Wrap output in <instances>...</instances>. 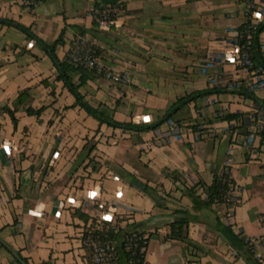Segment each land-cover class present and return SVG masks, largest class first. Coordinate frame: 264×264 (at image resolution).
Returning <instances> with one entry per match:
<instances>
[{
  "label": "crops",
  "instance_id": "1",
  "mask_svg": "<svg viewBox=\"0 0 264 264\" xmlns=\"http://www.w3.org/2000/svg\"><path fill=\"white\" fill-rule=\"evenodd\" d=\"M108 4L122 12L101 28L93 11ZM251 14L262 20L264 0H254ZM251 17L242 0H46L33 11L25 0H0V18L19 21L49 44L62 35L61 60L85 36L103 65L128 72L131 81L123 84L95 72L82 84L81 72L69 74L92 106L137 124L157 122L180 97L231 82L264 98V85L254 87L251 73L230 61L238 28ZM260 39L264 45V32ZM65 87L34 40L0 23V240L29 264H89L84 232L110 209L120 227L136 223L149 237L148 264H248L216 228L219 215L251 240L264 264V146L260 136L253 151L244 144L263 112L256 103L228 93L189 102L172 116L181 137L166 122L145 131L102 124ZM21 94L19 103H8ZM27 107L43 111L30 115ZM233 113L244 117L242 127L222 119ZM223 171L237 183L241 202L196 211L181 184L211 185ZM166 172H177L178 180ZM130 174L171 205H156ZM196 191L203 196L200 185ZM176 208L197 216L188 218L187 241L167 239ZM0 264H19L1 243Z\"/></svg>",
  "mask_w": 264,
  "mask_h": 264
},
{
  "label": "trees",
  "instance_id": "2",
  "mask_svg": "<svg viewBox=\"0 0 264 264\" xmlns=\"http://www.w3.org/2000/svg\"><path fill=\"white\" fill-rule=\"evenodd\" d=\"M29 5L30 9L33 11L36 6L46 0H25ZM100 6L96 8H100ZM251 17V14H250ZM115 18V17H114ZM113 18V19H114ZM96 22V21H95ZM0 23L13 26L20 31H22L26 36L32 40H34L48 55V57L52 60L53 64L59 71V78L65 83V85L71 90L76 98V102L82 108H84L88 114L94 116L96 119L100 121V123H106L109 126L115 128H121L126 130H135V131H145L155 129L163 123H167L169 119L172 118L174 112L177 109L184 106L189 102L196 101L198 98H206L212 94H236L243 96L245 98L251 99L254 103H256L261 110L264 112V98H261L257 95L253 90L249 88H240L235 86L234 84L231 86H212L208 87L203 90L195 91L189 93L183 97L178 98L174 104L166 111V113L155 123H132V122H120L114 119V117L110 116L109 114L105 113V111L101 110L100 108L92 106L84 96L79 92L80 85L73 82L69 72L70 71H79L82 73L81 76V83H85L88 79L86 73H92L93 71L87 70L80 66H75L73 64H69L66 60H61L57 53L56 47L63 42V36L61 35L54 43L49 44L45 42L42 38L36 35L32 29L24 24L20 23L16 20L11 19H4L0 18ZM250 24H254L253 28H249ZM248 31L252 34V44L255 49V56L254 68H262L264 70V45L261 42L260 35L264 32V15L260 22H255L251 17L246 24H243L241 27L238 28L236 40L238 43H242L247 39V35L249 34ZM236 43V42H235ZM94 73V72H93ZM5 111H8L13 119L14 125H17V119L14 116V112L8 106L4 107ZM43 111V108L40 109H33L31 107L26 108V112L30 115H39ZM222 119L224 120H235L236 124L241 123L240 126L242 127L245 124L244 117L240 116L238 113L228 114L224 116ZM264 139V132L262 133V140ZM262 143V142H261ZM262 146L263 143H262ZM251 153V152H250ZM131 175V184L138 187L142 192L147 194L148 196L152 197V193H157L156 189L149 185L146 182L141 181L135 175ZM166 175L170 177L174 182L178 180L177 172H166ZM183 187V195L188 196L193 202V208L196 211L203 210V209H212L214 204H226L228 207V203L225 201L226 192L230 189V186H237V183L230 177L227 171H223L220 174H215L214 180L211 185L206 184L205 182H199L194 186L188 187L185 184H181ZM200 185L203 192V196L197 194L196 188ZM153 198V197H152ZM156 205L163 206L160 202L156 201ZM239 203H235L237 205ZM231 211V210H230ZM228 211V213L230 212ZM173 215L176 217L175 220L170 224V233L167 235V239L170 240H181L187 241L189 239L188 235V226L189 220L188 218L197 217L192 215L191 212L184 208H178L173 210ZM116 221V219H115ZM97 224V218L91 221V224L87 227L84 232V238L87 237L88 231L90 228H95ZM101 226V231L98 230L96 232L101 238L111 241L112 243L116 244V254L118 257V264H148L146 260V250H142V247H147V244H144L143 238H146L148 241L149 237L143 231L136 226V223L128 224L126 227L119 226V220L116 221V226L118 229L113 228L111 223L107 221L99 222ZM216 228L218 231L228 240V242L241 254L248 262V264H262L260 258L255 255V247L251 243V240H247L242 238L239 234H237L230 224L225 223L222 221L219 215H216ZM89 228V229H88ZM88 230V231H87ZM131 233H135L136 240L133 242V250H135V254L132 256V250L127 249V237L131 235ZM107 236V237H105ZM0 243L5 245L8 250L14 254V257L19 262V264H29L28 260L21 255L20 252L13 250L9 245L2 240ZM190 246H193L190 244ZM89 250V249H88ZM90 253V250H89ZM89 258L91 259V253ZM91 264V260L89 262Z\"/></svg>",
  "mask_w": 264,
  "mask_h": 264
},
{
  "label": "built area",
  "instance_id": "3",
  "mask_svg": "<svg viewBox=\"0 0 264 264\" xmlns=\"http://www.w3.org/2000/svg\"><path fill=\"white\" fill-rule=\"evenodd\" d=\"M247 7V15L250 17L251 12L254 9V0H242ZM122 12V6L120 4H108L102 5L100 8H95L93 11V15L95 18L96 23L101 28H107L112 23L113 18L117 17ZM252 15V14H251ZM249 28H253L254 24L248 23ZM247 39L242 42L238 43L236 40L235 49L230 53V61L234 62L239 66L241 69H245L246 71L250 72L252 75V85L254 87L264 85V70L262 68H254V56H255V49L252 44V34L248 31ZM65 60L69 64H73L75 66L83 67L87 70L95 72L98 76L117 84L128 83L131 81L130 74L128 72H118L109 67L103 65L101 63L100 58L98 57V47L96 44L88 39L85 36H79L73 46L68 51ZM203 68L202 70H205ZM231 86L234 84L240 88H247L244 87L240 83H229L227 85ZM258 124L254 128V130L250 133L249 138L245 141V146L253 151L255 149L254 141L257 136L261 137L262 140V133L264 132V112H261V116L258 118ZM168 125L170 127V131L173 134H178L181 137H184L183 128L174 121V119L168 120ZM240 122L237 123V126H240ZM198 138V135L196 136ZM264 145V139L261 141ZM233 161L232 158L229 159V162ZM228 162V163H229ZM240 189L238 187L230 186V189L226 192L225 201L228 205L233 206L235 203H240L241 198L239 197ZM96 196L93 197V199ZM101 207H104L103 205ZM232 209V208H231ZM103 211L100 213V216L97 217V224L95 228H88V234L85 238V245L90 250L91 253V264H118V257L116 254V244L112 243L109 240L101 238L99 235L96 234L98 230L101 231V226L99 222L107 221L111 223L113 228H117L116 221L113 218V214L110 209H102ZM232 212V211H230ZM110 216V218H107ZM136 234L131 233L127 237V249L132 250V256L135 254V250H133V242L136 240ZM107 237V236H105ZM144 244H147L146 238H143ZM143 251L146 250V247L141 248Z\"/></svg>",
  "mask_w": 264,
  "mask_h": 264
},
{
  "label": "rangeland",
  "instance_id": "4",
  "mask_svg": "<svg viewBox=\"0 0 264 264\" xmlns=\"http://www.w3.org/2000/svg\"><path fill=\"white\" fill-rule=\"evenodd\" d=\"M19 59H21L22 57H18ZM51 60V59H50ZM52 61V60H51ZM22 63H24V60H20V62H19V64L21 65ZM52 64H53V62H52ZM54 65V64H53ZM54 67H55V65H54ZM16 68H17V66H13V71H15L16 70ZM57 69V68H56ZM66 86V85H65ZM68 92V93H70L72 96H74V94L71 92V90L66 86L65 87V92ZM79 92L82 94V92L80 91V89H79ZM25 94H21L20 95V97H15V98H13L12 100H11V102H8V103H19L21 100H22V98H23V96H24ZM83 95V94H82ZM84 96V95H83ZM75 97V96H74ZM84 98H85V96H84ZM76 99V98H75ZM86 99V98H85ZM198 100V103H201V102H203L204 101V98H198L197 99ZM87 101V100H86ZM90 103V102H89ZM172 106V105H171ZM170 106V107H171ZM169 107V108H170Z\"/></svg>",
  "mask_w": 264,
  "mask_h": 264
},
{
  "label": "water",
  "instance_id": "5",
  "mask_svg": "<svg viewBox=\"0 0 264 264\" xmlns=\"http://www.w3.org/2000/svg\"><path fill=\"white\" fill-rule=\"evenodd\" d=\"M152 197L153 199H155L156 201L160 202L162 205H171V202L168 201L165 197H162L161 195H159L158 193H152ZM174 204H172L173 206ZM178 209V208H176Z\"/></svg>",
  "mask_w": 264,
  "mask_h": 264
},
{
  "label": "bare ground",
  "instance_id": "6",
  "mask_svg": "<svg viewBox=\"0 0 264 264\" xmlns=\"http://www.w3.org/2000/svg\"><path fill=\"white\" fill-rule=\"evenodd\" d=\"M107 218H110L109 216H107Z\"/></svg>",
  "mask_w": 264,
  "mask_h": 264
}]
</instances>
